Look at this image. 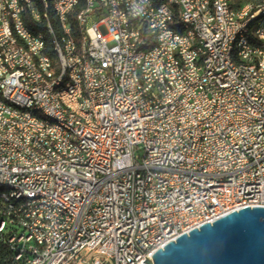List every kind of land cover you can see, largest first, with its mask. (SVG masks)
<instances>
[{
	"label": "built area",
	"instance_id": "1",
	"mask_svg": "<svg viewBox=\"0 0 264 264\" xmlns=\"http://www.w3.org/2000/svg\"><path fill=\"white\" fill-rule=\"evenodd\" d=\"M12 1L21 31L42 50L20 20L27 13L38 21L34 4ZM68 1L59 0L62 23ZM182 2L216 59L201 63L202 51L192 54L187 34L176 31L164 3L135 0L138 43L141 31L153 32L142 57L145 85H137V43L124 41L125 26H119L111 0H91L84 17L94 95L89 107L102 114V123L79 126L63 116L49 94L58 81H42L18 49L13 48L14 61H0V72L3 64L17 71L15 80L0 82V182L36 194L33 204L0 202L7 245L16 240L14 256L29 254L27 264H145L157 249L202 223L264 206V73L236 71L227 60L229 39L249 32L253 20L236 23L238 13L227 12L225 0L219 21H212L205 0L204 18ZM0 22V36L12 46L1 9ZM243 56L264 63V38L252 35ZM75 62L73 57L72 65L63 63L64 69L74 68L68 92L74 103ZM1 96L25 103L27 113L2 107ZM34 106L60 115L75 136L36 119ZM40 129H50L54 140L40 136ZM22 134H30L31 143H23ZM51 142L65 144L75 158L52 152ZM20 213H28L27 224H20ZM28 238H37V245L26 247Z\"/></svg>",
	"mask_w": 264,
	"mask_h": 264
},
{
	"label": "bare ground",
	"instance_id": "2",
	"mask_svg": "<svg viewBox=\"0 0 264 264\" xmlns=\"http://www.w3.org/2000/svg\"><path fill=\"white\" fill-rule=\"evenodd\" d=\"M34 4L38 13V21L27 17V13H20V20H24L27 33L34 34L42 43V50L36 42L27 38L21 31L15 3L12 0H0L4 35L12 46L0 36V61H14V50L28 57V61L35 69V74L50 85V101H53L57 110L70 120H75L79 126H90V122L102 123V114L97 109L89 107L94 104V95L91 89V60L88 45L89 35L85 27L84 17L91 11V0H69L62 15L59 0H28ZM166 8H170L171 24H176V31L186 35V43L192 54L201 55V63H209V59H216V52L209 43H201L202 32L196 24L187 20V11L182 0H159ZM191 11L197 18L207 15V7L203 0H187ZM212 21H219L221 17L220 0H205ZM135 0H111L112 8L117 9L119 26H125L123 37L125 42L137 43L132 49L134 79L137 85H145V72L142 57L147 52L150 42L153 41L152 31H141L138 43L136 36L137 22H140L138 9L133 7ZM151 6H158V0H150ZM227 12L236 14V23L253 22L249 25V32H234L228 41L227 60L236 71L264 73V63L252 56H243V46L252 42V35L264 38V0H225ZM243 10V11H242ZM242 11V12H241ZM39 22V23H38ZM1 30V22H0ZM71 45H70V43ZM72 47V48H71ZM45 52V55L44 53ZM76 58L75 76L77 78L75 103L68 98L69 89L73 87L74 68H65L72 65ZM17 78L16 69L10 64H3L0 72V82H8ZM1 106L9 107L16 113H27V105L20 101H13L11 97L1 96ZM79 106V109L76 107ZM32 115L52 129L63 131L64 135L75 136V128L55 114L48 107L34 106ZM40 136H47V140H54V133L50 129H40ZM23 143H31L30 134H22ZM52 152L64 159H74L75 151H69L65 144L51 142ZM0 202H7V207L36 203V194L33 191L20 192L19 185L13 182H0ZM28 213H20V224H27ZM203 224V223H202ZM201 224V225H202ZM8 227L0 225V244H7ZM176 238H173V240ZM37 245V238H28L26 247ZM9 247L16 248V240H9ZM18 264H27L29 254L14 256Z\"/></svg>",
	"mask_w": 264,
	"mask_h": 264
},
{
	"label": "water",
	"instance_id": "3",
	"mask_svg": "<svg viewBox=\"0 0 264 264\" xmlns=\"http://www.w3.org/2000/svg\"><path fill=\"white\" fill-rule=\"evenodd\" d=\"M145 264H264V206H245L194 227Z\"/></svg>",
	"mask_w": 264,
	"mask_h": 264
},
{
	"label": "trees",
	"instance_id": "4",
	"mask_svg": "<svg viewBox=\"0 0 264 264\" xmlns=\"http://www.w3.org/2000/svg\"><path fill=\"white\" fill-rule=\"evenodd\" d=\"M0 264H18L14 252L5 243L0 244Z\"/></svg>",
	"mask_w": 264,
	"mask_h": 264
}]
</instances>
